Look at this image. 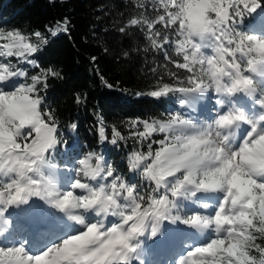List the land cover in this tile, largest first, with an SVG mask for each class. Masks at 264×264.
I'll use <instances>...</instances> for the list:
<instances>
[{
  "label": "snow or ice",
  "instance_id": "obj_1",
  "mask_svg": "<svg viewBox=\"0 0 264 264\" xmlns=\"http://www.w3.org/2000/svg\"><path fill=\"white\" fill-rule=\"evenodd\" d=\"M261 7L257 0H203L201 14L191 11L190 0H155L152 18L141 15L128 21V26L142 25L147 30L154 48L175 43L183 59L174 62L175 66L190 74L178 88L163 84L148 93L150 96L174 91L202 96L214 91L217 97L215 118L206 127L182 114L167 122H131V127L143 124V131L134 133L141 140L153 133L165 134L157 150L153 152L149 145L147 154L134 152L128 162L133 172L139 170L155 183L153 193L164 189L159 196L145 198L136 184L105 164L102 155L91 152L74 161L78 166L69 187L82 194L61 191L53 175L45 173L46 168H57L49 157L61 141L55 116L41 109L38 87L46 88L48 78L60 73L47 68L29 77L15 64L0 62V221L7 224L9 209H18L37 197L83 227L35 255L26 250L27 241L0 246V264H145L141 255L145 242L161 234L164 221L214 234L202 246H187L176 264H264V163L258 162L264 158V90L257 95L255 79L264 77V39L234 27L236 18ZM157 25L171 29L177 39L170 41ZM67 31L65 18L51 34ZM34 35L46 42L41 32ZM0 41V57H16L38 67L29 59L38 47L20 31L0 32ZM205 48L212 54H205ZM253 52L260 59L249 58L242 67L241 60ZM21 77L30 83L19 82ZM238 93L253 98L261 110L259 115H249L235 100L226 99ZM76 101L80 103V97ZM187 103L181 100L182 105ZM112 133L113 145L123 139L116 128ZM99 138L108 139L102 121ZM237 176L247 180L246 195L237 190ZM85 178L98 183L93 186ZM201 192L221 194L215 212L181 215L177 200L192 199ZM87 212L99 219L86 223L83 213ZM109 216L118 217V222L108 221ZM4 235L0 229V237Z\"/></svg>",
  "mask_w": 264,
  "mask_h": 264
},
{
  "label": "trees",
  "instance_id": "obj_2",
  "mask_svg": "<svg viewBox=\"0 0 264 264\" xmlns=\"http://www.w3.org/2000/svg\"><path fill=\"white\" fill-rule=\"evenodd\" d=\"M257 2L264 8V0ZM154 6L155 0H0V32L20 31L38 47L29 57L38 67L16 63L15 57L11 63L27 71L29 77L47 68L60 73L48 78L46 88L38 86L41 109L50 111L58 126L61 143L54 155L56 161L60 163L64 148L66 163L72 166L76 157L90 152L102 155L105 164H111L128 181L136 174L133 182L145 198L158 196L162 190L153 193L155 183L139 170L133 172L129 157L134 152L147 154L149 145L154 152L165 134L157 132L141 140L134 133L143 131V124L131 127V122L170 118L181 101L180 93L160 97L148 93L163 84L178 88L190 75L175 66L174 62L183 60L171 44L154 48L142 25L128 26L132 18H152ZM65 18L68 31L53 36L51 31ZM157 28L170 41L177 39L171 29ZM35 32H41L46 42L35 37ZM100 121L108 138L105 141L99 138ZM113 128L123 137L115 145L110 142Z\"/></svg>",
  "mask_w": 264,
  "mask_h": 264
},
{
  "label": "rangeland",
  "instance_id": "obj_3",
  "mask_svg": "<svg viewBox=\"0 0 264 264\" xmlns=\"http://www.w3.org/2000/svg\"><path fill=\"white\" fill-rule=\"evenodd\" d=\"M202 3H203V0H190L191 11L193 13H198L199 12V13L202 14V12H203ZM258 10L261 12L260 14H259ZM258 10H257L256 13H247L246 12V15H244L242 17V19H244L245 21L244 20L242 21L241 18H237L236 21H235V24H234V27L236 28V30L237 31H241L243 33H247V34H254V35H257L258 37L264 39V8L261 7ZM193 18L194 19H198L199 17L198 16H194ZM258 30H261V31H258ZM256 31H258V32H256ZM0 43H3V41H0ZM169 44L172 45L173 49L177 53L175 43H169ZM203 51L205 52V54H211L208 48L203 49ZM237 55L239 56L240 54L237 53ZM180 56H181V59H182V55H180ZM11 58H13V57H8V58L0 57V62H3V63L11 62L10 61ZM249 58H254L257 61L260 59V57H259V55L257 53H255V52L250 53V54H248L247 56H245L241 60L242 67H246L247 66V60ZM16 63H24V62H22L21 60L17 59ZM16 63H15V65H16ZM30 65L32 66V64H30ZM246 74H248V73H246ZM19 82H28V83H30V81H27L24 77L19 78ZM256 86H257V90H258L257 91V95H259L260 91L264 90V86L258 81V79H256ZM200 96L201 95H198V94H189L188 95L189 101L190 100L193 101V104L191 105V107L187 106L186 104L182 105L181 101H180L177 110L172 111L170 118L172 116H174V115L182 114L184 118L191 119L192 121H194L198 125L206 127L215 118V115L213 117H210V115L213 113L212 111H213V109L216 106L215 99L217 97H216V94H215L214 91H208V92H206V93H204L202 95L203 97H207L208 98V102L205 100V101H203L201 103L202 99L199 98ZM182 99L184 100V96H183V93H180V100H182ZM204 103H207V104L209 103L207 105V109H208L209 112H207V114L204 113V117L199 118V117L195 116L194 113H195V110H197V105H200V104L204 105ZM249 115H250V113H249ZM170 118L165 119L162 122H167ZM2 132H3V126H2V122H0V134H2ZM237 144H238V142H237ZM66 152H67V148H64L62 150V152H61V161H60V163H58L56 161V158L54 156L55 154L50 156L49 157L50 162L55 164V165H57V168L56 169H47L46 168L45 169V173L53 175L54 180L56 181V184L60 188L61 191H69V190H71V191H73L74 195L82 194L81 190H79V189H75L74 190V189H71L69 187L70 184L74 182V176H75L74 168L78 166V162L74 163V165L72 167L68 166V163H66L67 160L65 159ZM238 162L246 163L247 161L245 160V161H238ZM258 162L259 163H264V158H262ZM177 175H180V174L178 173ZM136 179H137V175L134 174V175H132L130 177L129 181L131 183H134L133 180L135 181ZM168 179L171 180L172 178L169 177ZM85 181L90 183V184H92L93 186H95L98 183V181L87 180L86 178H85ZM234 182L236 184L237 190L241 194H245L246 195L249 192V185H248L246 179H241L239 176H237L234 179ZM160 190H162V192L159 191L158 192V196L161 195L163 193V191H164L163 188H161ZM215 195L216 196H215V199L213 201V204L215 206H214L213 209H205V208L202 207L203 204H207L208 203L207 201L210 200L205 195H203V192L199 193L196 197H194L192 199L179 198L177 200V205H178V208L181 210L180 214L181 215H185V216L189 215V214H195V213H202V214L212 215L215 212L216 207L219 204L220 198H221V194L215 193ZM18 209H20V208H18ZM51 209H50V207L46 208L47 213L49 214V212H50V214H49L50 216L52 215V210ZM11 210L12 209H9V213H6V219L9 221L8 224H10V225L15 227V229L13 230V233L11 234V239L15 238L17 241L19 240L18 244H21L24 241H27V244H26V248L27 249L26 250L29 251V254H32L34 252H37V254H39L38 253L39 251L42 252L45 248H47V247H49V246H51L53 244H57L62 239L67 238V236L60 237L56 241H53V242L49 243L47 246H44V247L41 248V250H39V248H40L39 244H36V245H30L29 244V240H30L29 233L26 231L25 228H22V231H20V229L22 227L21 224L23 223V221L15 220V218H14L15 214ZM83 215L88 217L86 219V223H91V222H94L95 220H97L96 216L90 217V214L85 215V213H83ZM51 217H53V216H51ZM22 219H24V218H22ZM118 219H117V221H118ZM114 220L115 219L113 218L112 222H116V220L115 221ZM56 221L57 222L64 221L63 220V215H62L61 219H59V220L56 219ZM47 222H48V220H47ZM2 223H3V221H2ZM41 225H45L46 226V224L40 223V226ZM67 225L68 226H66V227H70L72 224L69 222ZM173 225L175 227H187L186 225L181 224V223H177V224H173ZM28 227L31 228L32 226L28 225ZM174 229L175 230L173 231V234H174L173 237H175L176 236V232H178V229H176V228H174ZM182 229H184V228H182ZM82 230H83V227L81 228V231ZM20 232L22 234H20ZM66 234L68 235L67 232H66ZM20 235H21V237H19ZM213 235L214 234L210 230H208L207 233H206L205 238L202 241H196V242L190 241L189 237L184 236L183 238H181L182 240L179 243V250L182 248L180 250V253L176 252L175 255L170 256L171 258L169 257V259L166 260V261L165 260L164 261L161 260L160 264H163V263L164 264H176L177 257L185 252L187 246H193V247L202 246L205 243L210 242V239L213 238ZM38 241L40 242L41 239L39 238ZM18 244L16 243L15 245H18ZM3 245L5 247H8V246H6L3 243L0 244V246H3ZM11 246H13V245H11ZM154 247H156V246H154Z\"/></svg>",
  "mask_w": 264,
  "mask_h": 264
},
{
  "label": "bare ground",
  "instance_id": "obj_4",
  "mask_svg": "<svg viewBox=\"0 0 264 264\" xmlns=\"http://www.w3.org/2000/svg\"><path fill=\"white\" fill-rule=\"evenodd\" d=\"M260 13L261 12L259 11V14ZM258 31H261V30H258ZM258 31H256V32H258ZM209 51L211 53V49H209ZM255 78L258 79V81L264 86V77L257 76ZM183 96H184V100L188 101V103L186 105L191 107V105L193 104V101H191V100L189 101L188 95L183 94ZM199 98L202 99L201 103L205 100L208 102L207 97L200 96ZM226 99L235 100L237 105L240 106L241 108H243L248 114L250 113V115H253V116L259 115V113L261 111L259 109L258 105L253 100V98L245 96L243 93H238L237 96L226 98ZM208 104L204 103V105H202V104L197 105V110H195V113L193 112L195 114V116H197L199 118L204 117V113L207 114V112H209L207 109ZM216 111H217V105L213 109V111H212L213 113L210 115V117H213L214 115H216ZM246 127H247L246 125L242 126L241 131H243V129ZM203 195H205L208 199H210L207 201L208 202L207 203V205H208L207 209H213L215 206L213 204V201H214L215 196H216L215 193H203ZM45 205H46V208H49V207H50V209L52 208L51 205H48L46 203H45ZM54 209L55 208L51 209L52 210L51 216H53V217H51L49 215L50 212L48 214L47 211H45L43 216L38 215L37 213H36L37 215H35L36 209H35L34 205L29 206L25 210L22 209L21 207H20V209H12L11 210L16 215V216L14 215L15 220L29 221L30 225L33 224L34 221H38L39 223L46 224L45 227H47V229H49L48 231H40L38 234V238L35 241L29 240L30 245L39 244L40 245L39 250H41L42 247L47 246L49 243L56 241L60 237H64V236L68 237L70 235L78 234V232L81 231L82 226L77 224L75 221L70 220L68 218L69 214L61 213V214H59V216H56V215H54ZM77 211L82 212V210H77ZM87 214H90V217L95 216L93 212L85 213V215H87ZM62 215H63L64 221L57 222L56 219L57 220L61 219ZM84 217H85V221H86V219L88 217L87 216H84ZM22 218H24V219H22ZM113 218L116 220V222H118L117 221L118 217H113V216H109L107 218V220L113 221ZM97 219H99V217H97ZM47 220H48V222H47ZM69 222L72 225L70 227H66V226H68L67 224ZM73 225H76V229H74ZM174 228L178 229V232H176L175 237H173V235H174L173 231L175 230ZM182 228H184V229H182ZM0 229H4V232H5V235L3 237H1V239L4 241L3 244H5L6 246L9 247L11 245H15L16 243L17 244L19 243L18 242L19 240L17 241L15 238L11 239V234L13 233V230L15 229L14 226H12L8 223L7 224L0 223ZM20 231H22V227H21ZM207 231L208 230L198 231L197 229L190 228L188 226L187 227H175L173 224H169V223L165 222L161 226V234L157 238H153V239L147 240L145 242L144 249L141 253L142 258L144 259L145 264H160V261L163 260L164 258L166 261L169 259L170 256L175 255L176 252L180 253V250L182 249L181 248L179 250V243L182 240L181 238H183L184 236H187V237H189L190 241H194V242L202 241L205 238ZM66 232L68 233V235L66 234ZM20 234H22V233L20 232ZM19 237H21V235ZM39 238L41 239L40 242L38 241ZM154 246H156V247H154ZM35 254H37V252L32 253V255H35Z\"/></svg>",
  "mask_w": 264,
  "mask_h": 264
},
{
  "label": "clouds",
  "instance_id": "obj_5",
  "mask_svg": "<svg viewBox=\"0 0 264 264\" xmlns=\"http://www.w3.org/2000/svg\"><path fill=\"white\" fill-rule=\"evenodd\" d=\"M211 161L209 160V163H210ZM68 218L70 219V217L68 216ZM71 220V219H70Z\"/></svg>",
  "mask_w": 264,
  "mask_h": 264
}]
</instances>
